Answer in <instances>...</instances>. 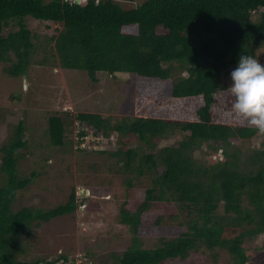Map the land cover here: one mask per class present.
Instances as JSON below:
<instances>
[{
    "label": "trees",
    "instance_id": "trees-1",
    "mask_svg": "<svg viewBox=\"0 0 264 264\" xmlns=\"http://www.w3.org/2000/svg\"><path fill=\"white\" fill-rule=\"evenodd\" d=\"M31 18L50 27L56 24L58 33L37 42ZM263 47L264 0H144L133 7L120 0H0V63L11 76L27 75L33 64L52 68L57 63L63 69L87 71L93 81L99 71L133 74L137 110L159 113L163 99L203 101L195 120L134 114L114 123L91 111L77 112L71 120V111L48 118L52 144L69 150L68 125L76 121L82 127L81 146L89 136L93 146H101L115 131L117 145L97 152L110 153L133 174L128 186L135 176L148 177L146 195L136 209L122 206L121 223L139 233L142 214L155 201L177 206L178 214L170 218H185V229L176 236L153 247H139L136 239L134 246L114 254L115 264H163L201 249L211 251L215 260L222 249L233 264L249 262L245 241L264 232V134L236 112V125L216 122L213 106L228 88L223 78L239 55L257 58ZM150 98L157 105L147 108L144 101ZM232 102L229 93L225 111H233ZM25 131L21 119L0 149V264H75L67 254L58 259L19 258L23 233L74 213L89 198L77 187L67 201L52 208L15 209L19 191L35 175H22L18 169L19 150L28 145ZM255 136L258 145L243 146ZM204 146L216 156L220 150L222 158L209 161L207 152L197 157Z\"/></svg>",
    "mask_w": 264,
    "mask_h": 264
},
{
    "label": "rangeland",
    "instance_id": "rangeland-1",
    "mask_svg": "<svg viewBox=\"0 0 264 264\" xmlns=\"http://www.w3.org/2000/svg\"><path fill=\"white\" fill-rule=\"evenodd\" d=\"M120 1L133 7L144 0ZM51 25L34 18L29 20L31 30L38 33L37 42L43 41L45 35L58 33L57 25ZM46 50L53 52L50 46ZM257 59L264 64V47L257 51ZM56 66L46 68L33 64L27 75L15 77L8 74L4 64L0 63V149L13 137L19 121L23 119L26 125L24 138L28 145L19 150L22 155L18 169L22 175L35 172L30 185L19 191L14 207L49 209L67 201L73 188L77 187L80 194L89 198L82 201L74 213L43 222L40 227L33 226L31 232L23 233L18 240L19 258L58 259L61 254H67L68 259L75 258V264H115L114 254H121L134 246L136 239L139 247H153L161 239L179 234L185 229L181 224L185 218H170L178 214V208L166 201H155L142 214L139 233H135L130 225L121 223L122 206L135 210L144 199L150 180L135 176L128 186L127 181L133 174L118 165L110 153L97 152L117 145L115 131H111L108 141L105 139L101 146H93L90 136L87 137V145H84L90 147L85 148L78 144L82 127L76 121L68 125L67 143L72 144L69 150L52 144L48 118L58 113L65 117V111H71V120L77 112L91 111L109 117L114 123L134 114L195 120L203 101L198 98L163 99L158 102L163 109L159 113L152 112L153 108L137 110L133 74L99 71L97 81H93L87 71L63 69L57 63ZM223 82L230 86V72L224 75ZM229 86L217 95L213 113L216 122L236 125L239 121L234 111L224 110L225 99L231 93ZM144 104L148 108L157 102L150 98ZM258 140L255 136L243 146L258 145ZM165 143L168 141L161 142V145ZM136 144V141L130 142L129 146ZM209 150L204 146L196 155L204 156ZM214 153L207 152L205 159H221L220 150L217 156ZM2 155L0 151V165ZM1 174L0 171V183ZM244 246L250 256L247 264H264V232L246 240ZM218 250V260L211 251L201 249L193 251L185 259H171L163 264H233L227 252Z\"/></svg>",
    "mask_w": 264,
    "mask_h": 264
},
{
    "label": "clouds",
    "instance_id": "clouds-1",
    "mask_svg": "<svg viewBox=\"0 0 264 264\" xmlns=\"http://www.w3.org/2000/svg\"><path fill=\"white\" fill-rule=\"evenodd\" d=\"M230 78L232 110L264 134V64L253 55L240 54Z\"/></svg>",
    "mask_w": 264,
    "mask_h": 264
}]
</instances>
